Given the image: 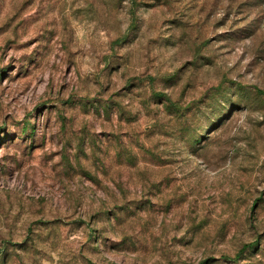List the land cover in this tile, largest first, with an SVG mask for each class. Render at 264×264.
Instances as JSON below:
<instances>
[{
	"label": "rangeland",
	"instance_id": "rangeland-1",
	"mask_svg": "<svg viewBox=\"0 0 264 264\" xmlns=\"http://www.w3.org/2000/svg\"><path fill=\"white\" fill-rule=\"evenodd\" d=\"M0 264H264V0H0Z\"/></svg>",
	"mask_w": 264,
	"mask_h": 264
}]
</instances>
